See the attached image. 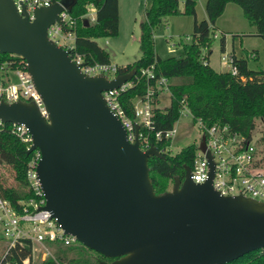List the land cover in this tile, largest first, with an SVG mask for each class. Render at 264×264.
<instances>
[{
    "label": "water",
    "instance_id": "95a60500",
    "mask_svg": "<svg viewBox=\"0 0 264 264\" xmlns=\"http://www.w3.org/2000/svg\"><path fill=\"white\" fill-rule=\"evenodd\" d=\"M76 0L35 6L0 0V52L26 62L47 117L32 101L0 100V120L25 124L37 149L35 165L46 209L64 232L109 260L99 264H224L264 247V201L213 189L212 159L205 180L184 167L163 192H154L147 158L162 153L126 139L101 90L131 78L134 68L107 78L85 75L69 51L46 36V27ZM87 18L82 24L87 25ZM199 148H204L203 135Z\"/></svg>",
    "mask_w": 264,
    "mask_h": 264
},
{
    "label": "trees",
    "instance_id": "16d2710c",
    "mask_svg": "<svg viewBox=\"0 0 264 264\" xmlns=\"http://www.w3.org/2000/svg\"><path fill=\"white\" fill-rule=\"evenodd\" d=\"M178 2L179 0H145L144 17L138 22L140 56L131 63L117 66L115 71L123 73L134 68L131 77L133 83L117 96L120 107L128 117H133L132 98L142 95L154 84L152 78L139 76V68L153 63L156 76L164 75L169 78L168 105L152 107L155 129L169 128L177 118L181 105L185 104L191 114L201 118L205 125L226 123L231 131L251 139L254 119H260L264 123V69H250L244 58L232 53L235 73L228 69L215 70L207 62L203 63L202 58L207 61L210 53L209 28L226 2L238 4L243 16L254 25L256 34L264 39V0H205L206 17L202 19L195 17V0H182V12L193 16L191 40L182 43L181 55L160 57L153 47V28L166 16L180 12ZM89 3L95 7V19L83 25L79 16L86 11ZM69 15L75 19L70 53L79 54L86 63L108 62L107 51L97 44L95 38L117 33V0H76ZM220 49L223 50V37L220 39ZM8 56L9 53L0 52V60ZM256 139L263 146L259 151L264 158V130ZM150 142L161 149L169 141L156 140L151 133ZM161 153L162 156L151 155L147 158L149 178L156 193L168 189L174 176L182 178L184 167L192 164L194 145L189 143L177 151L163 150ZM31 154L32 152L26 153L25 144L14 134L0 129V163H10L14 179L12 184H3L0 177V196L7 199L14 209L20 208L19 200L31 195L25 179L26 163ZM47 243L53 256L31 263V242L27 238H21L20 242L16 241L6 247L0 256V264H22L24 258L28 259V264H99L101 259H111L78 241L69 244ZM225 264H264V250H251Z\"/></svg>",
    "mask_w": 264,
    "mask_h": 264
},
{
    "label": "built area",
    "instance_id": "2783aa9c",
    "mask_svg": "<svg viewBox=\"0 0 264 264\" xmlns=\"http://www.w3.org/2000/svg\"><path fill=\"white\" fill-rule=\"evenodd\" d=\"M54 1L57 0H13V3L19 13H22V4H24V10L28 18L31 19L35 6L49 5ZM83 17L87 18L88 22L94 21L95 7L91 3L87 5L86 11L79 16L80 21ZM74 23L75 19L69 15V11L62 9L58 12V20H54L46 27V36L58 44L56 35L61 34V31L67 37H73L72 28ZM212 36H217V32H212ZM58 45L68 49L70 59L79 64V70L85 75L105 74L107 78H110L116 74L117 65L109 62L86 63L79 54L70 53L72 45ZM219 60L228 65L227 69L231 73H235L236 67L232 63L231 53H222ZM202 62L206 63L207 61L202 58ZM153 68V63L139 68V76L144 75L152 78L154 84L149 86L142 95L132 98V118L123 112L117 99L119 92L133 83L131 78L117 87L101 90V95L109 109L119 119L125 130L127 140H133L135 134L134 124H137L136 133L139 148L145 149L152 144L150 142V134L152 133L156 140L167 139L169 141L161 149L157 148L161 152L171 150L178 130V124L175 121L179 114L169 128L164 130L155 129L152 107L153 105L158 106L155 100L159 93L167 91L169 94V78L164 75L156 76ZM18 99L32 101L39 113L44 118L47 117L43 99L27 71L25 60L20 56L9 53L7 58L0 60V100L10 102ZM182 111L189 114L190 120L199 129L198 141L194 144L192 164L189 167L190 179L200 182L207 178L209 164L205 153L208 150L212 159L210 183L213 189L220 194H240L264 201V158L261 157V152L257 145L252 142V139H246L241 134L231 131L226 123L205 125L201 118L194 117L191 114L185 104L181 105L179 113ZM0 129H6L14 134L19 141L25 144L26 149L30 146L31 136L25 124L0 120ZM202 135L204 140L203 149L199 148ZM31 152V157L25 168V179L27 187L31 190V195L18 201L20 203L19 209H14L7 199L0 196V225L3 235L8 240L7 247L13 245L16 241L20 242L21 238H27L31 242V248L36 244L42 249L40 258L43 259L46 256H53L47 242L69 244L77 240L73 235L64 232L48 210L39 208L45 201L35 171L39 152L37 149H33ZM261 249L264 250V247ZM22 264H28V259L24 258Z\"/></svg>",
    "mask_w": 264,
    "mask_h": 264
},
{
    "label": "rangeland",
    "instance_id": "374dc122",
    "mask_svg": "<svg viewBox=\"0 0 264 264\" xmlns=\"http://www.w3.org/2000/svg\"><path fill=\"white\" fill-rule=\"evenodd\" d=\"M205 0H195L194 11L196 19L205 18L203 7ZM118 3V27L117 33L110 36L96 37L95 41L108 53V62L117 66L131 63L140 56L138 47L139 26L138 22L144 17L145 0H117ZM222 12L215 18L209 28V65L216 69H227L228 65L219 60L222 53L234 54L242 57L250 69H264V39L256 34L253 24H251L242 14L240 6L234 2H226ZM179 13L166 16L153 28V47L155 53L160 57L179 56L182 54V43L191 40V27L193 16L183 13L182 0L178 2ZM217 32V36L212 37V32ZM56 35L58 44H73V37L66 36L64 32ZM223 37V50L220 49V39ZM204 48L202 52H204ZM161 100L158 104L161 107L168 105L169 94L162 91L159 95ZM159 105V106H160ZM180 112L177 120L178 130L171 146V152L177 151L186 144H196L199 137V129L190 120L188 113ZM264 130V123L255 118L252 130V142L258 148L262 144L256 139ZM262 155V152L260 153ZM0 177L3 184L14 183L10 163L1 161ZM171 185L169 182L168 187ZM24 187V186H23ZM29 225V223H28ZM7 238L2 233L0 225V256L7 247ZM42 249L38 245L31 248V263L41 259Z\"/></svg>",
    "mask_w": 264,
    "mask_h": 264
},
{
    "label": "crops",
    "instance_id": "0c3cea01",
    "mask_svg": "<svg viewBox=\"0 0 264 264\" xmlns=\"http://www.w3.org/2000/svg\"><path fill=\"white\" fill-rule=\"evenodd\" d=\"M203 7H204V4H203ZM225 7V6H224ZM206 15V14H205ZM213 32H215V31H213ZM207 62H208V64H209V61H208V57H207ZM214 69V68H213ZM216 70V69H215ZM220 70H226V69H220ZM161 93H159L158 94V96L156 97V100H155V103L159 106L160 104H158V102L161 100V98L159 97V95H160ZM160 107H161V105H160Z\"/></svg>",
    "mask_w": 264,
    "mask_h": 264
}]
</instances>
